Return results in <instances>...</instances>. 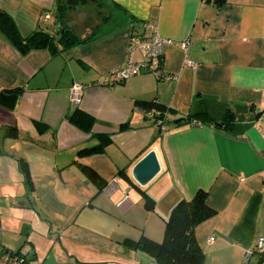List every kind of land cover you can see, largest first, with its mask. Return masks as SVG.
<instances>
[{
  "label": "crops",
  "instance_id": "1",
  "mask_svg": "<svg viewBox=\"0 0 264 264\" xmlns=\"http://www.w3.org/2000/svg\"><path fill=\"white\" fill-rule=\"evenodd\" d=\"M56 1L0 0L25 36L64 26L94 36L57 53H23L0 28V92L22 87L13 108L0 104V245L20 249L29 264H161L125 241H163L176 203L203 189L217 210L195 230L206 264H264L247 256L264 236V0H100L102 12L88 3L64 20ZM147 21L189 46L169 43L152 69L106 82L112 69L145 59L131 40ZM75 82L84 84L79 104L71 100ZM140 99L171 106V121L231 109L239 123L232 131L197 121L164 129ZM101 134L111 136L105 151L80 157ZM150 151L161 171L141 185L133 168ZM80 164L112 188L98 192Z\"/></svg>",
  "mask_w": 264,
  "mask_h": 264
},
{
  "label": "trees",
  "instance_id": "2",
  "mask_svg": "<svg viewBox=\"0 0 264 264\" xmlns=\"http://www.w3.org/2000/svg\"><path fill=\"white\" fill-rule=\"evenodd\" d=\"M55 9L56 18L64 20L66 14L75 8L93 3L102 12L100 0H57ZM215 5L221 6L226 0H213ZM109 17H105L108 19ZM0 28L6 34L8 39L17 46L23 53H27L33 49H51L57 53L68 47L86 43L94 38L89 36L86 38L80 37L73 29L64 26L56 34H51L45 30H35L31 34L25 36L22 34L19 25L15 18L8 12L0 9ZM22 87L3 90L0 92V104L8 108H13L19 98ZM137 104L143 108L146 117L151 116L156 122L162 121L160 126L182 125L189 124L193 121L200 123H212L232 131L236 129L239 123V116L228 109L222 118H215L205 110L195 112L189 116L182 118V121L174 124L168 118L169 113L174 112V109L160 101L156 100H138ZM152 110L155 112L151 115ZM77 121V120H76ZM40 126L45 125L39 123ZM128 125H123L126 128ZM100 142L93 146H88L79 151L80 157L101 154L105 151L106 146L111 142V136L101 134ZM21 170L25 174V181L29 189H33L30 173L25 163L21 162ZM84 174L97 186L98 192L105 189L108 182L92 167L80 164ZM125 172V170L121 171ZM146 198V208L149 210L155 209V199L142 189ZM208 192L199 190L192 198H182L173 207L170 215L166 220V232L163 241L157 242L146 236H143L138 241L126 240L125 243L130 248L143 249L149 252L161 264H206L207 256L196 237V228L199 224L213 217L217 210L213 208L208 200ZM12 250V249H8ZM18 252H22L20 249ZM23 253V252H22ZM258 254L261 259L264 258L263 253Z\"/></svg>",
  "mask_w": 264,
  "mask_h": 264
},
{
  "label": "built area",
  "instance_id": "3",
  "mask_svg": "<svg viewBox=\"0 0 264 264\" xmlns=\"http://www.w3.org/2000/svg\"><path fill=\"white\" fill-rule=\"evenodd\" d=\"M50 15H47L49 18ZM169 43H175L183 48L189 46V41H175L173 39L164 38L159 31V25L156 22L147 21L144 23V32L143 34H134L131 40L132 48H140L144 54L145 59L134 61L129 60L120 67H116L110 71V79L106 82L114 84L121 83L126 79L141 73L144 69H152V61L154 59L160 58L163 53L165 46ZM188 65L195 66L196 62L192 59H188ZM159 76H164L163 72H159ZM168 77H172L169 75ZM84 93V84L81 82H75L71 88V100L79 104L82 100ZM155 112L152 110L151 115ZM159 125L162 123L161 120L157 122ZM162 128L167 126L161 125ZM113 186V182L105 187V190L109 191ZM213 240V237H211ZM264 252V236H261L257 239L254 248L252 251L247 253V256L250 257L253 253H263ZM0 264H29L27 256L18 252L17 250H8L5 247L0 245Z\"/></svg>",
  "mask_w": 264,
  "mask_h": 264
},
{
  "label": "water",
  "instance_id": "4",
  "mask_svg": "<svg viewBox=\"0 0 264 264\" xmlns=\"http://www.w3.org/2000/svg\"><path fill=\"white\" fill-rule=\"evenodd\" d=\"M182 118L172 121L177 124ZM219 125H222L220 122ZM161 171V164L155 151L146 154L133 168V176L141 185L148 184Z\"/></svg>",
  "mask_w": 264,
  "mask_h": 264
},
{
  "label": "rangeland",
  "instance_id": "5",
  "mask_svg": "<svg viewBox=\"0 0 264 264\" xmlns=\"http://www.w3.org/2000/svg\"><path fill=\"white\" fill-rule=\"evenodd\" d=\"M35 259V258H34ZM39 262H43V260H39Z\"/></svg>",
  "mask_w": 264,
  "mask_h": 264
}]
</instances>
